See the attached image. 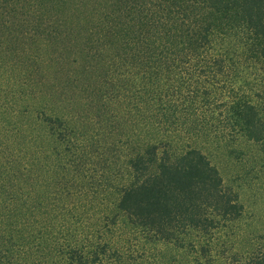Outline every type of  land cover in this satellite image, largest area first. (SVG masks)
Listing matches in <instances>:
<instances>
[{
    "label": "rangeland",
    "instance_id": "1",
    "mask_svg": "<svg viewBox=\"0 0 264 264\" xmlns=\"http://www.w3.org/2000/svg\"><path fill=\"white\" fill-rule=\"evenodd\" d=\"M23 2L26 6L0 0V63L6 68V72L0 70V167L5 169L17 161L19 169L22 167L15 173L23 178L25 187L33 184L39 194L45 193V203L47 193L55 191L53 198H57L58 182H64L62 189L68 191L69 212L51 226L52 235L44 236V240L55 236L44 241L47 246L56 241L50 245L55 249L30 254L28 247L35 246L28 245L22 235L27 227L24 230L21 225L15 230L18 235L2 237L9 231L10 221H16V216L9 220L6 217L5 211L12 206L8 199L11 187L8 174L3 172L0 264H69L70 247L65 243L83 244L90 239L91 231L106 244V250L99 248L101 264H264V136L249 137L237 123L233 108L237 95L250 94L253 103L263 108L259 114L264 126L263 63L249 58L251 51L236 39L239 47H231L232 51H244L241 58H233L236 62L230 71L252 72L248 78L254 85L250 82L249 90L243 80L237 78L235 82L232 76L224 78L223 83L212 79L207 87L210 104L196 108L184 97L190 85L185 66L180 71L171 69L174 72L165 78L163 74L168 71L149 77L143 69L124 65L127 61L122 58L128 52L121 51L120 46L114 50L116 61H108L106 56L113 53L111 47L103 50L102 34L89 42L98 31L105 36L107 30L117 33L122 27L119 24L127 23L135 14L137 0H37L38 3L30 1L32 5L27 0ZM41 14L51 27L38 18ZM35 23L40 24L39 30L53 33L50 58L60 66L62 82L58 88L66 82V74L71 77L72 91L68 95L74 101L67 104L59 92L56 110L70 125L78 126L72 130L61 128L62 133L52 132L50 124L42 121L41 113L34 109L45 103L47 106L42 108L46 112H55L49 99L34 96L32 100L25 94L18 97L17 93L18 80L30 76L24 75L23 68L32 61L25 50L34 45L30 43V33ZM109 69L111 74L124 69L133 73L126 80V90L106 79ZM29 81L36 85L34 76ZM205 82L193 84H208ZM222 84L224 88L220 87ZM233 84L237 94L231 89ZM7 86L15 92L13 97ZM124 93L132 96L129 103ZM10 118L16 123L11 124ZM154 143L160 152L168 150L173 154L190 147L200 149L217 168L223 186L233 192L240 212L225 218L213 206L206 205L204 210L213 225L206 228L176 223L178 226L169 237L135 226L118 211L115 200L128 175V155L135 147L143 151ZM10 148L19 156L16 161L3 155ZM40 218L38 224H45L43 215ZM76 248L87 249L81 245Z\"/></svg>",
    "mask_w": 264,
    "mask_h": 264
},
{
    "label": "trees",
    "instance_id": "2",
    "mask_svg": "<svg viewBox=\"0 0 264 264\" xmlns=\"http://www.w3.org/2000/svg\"><path fill=\"white\" fill-rule=\"evenodd\" d=\"M12 1L16 2V5L22 2V6H26L23 4L24 0ZM30 1L38 3L37 0H27L28 5L33 4ZM44 16L41 14L38 18L51 27V23L47 22ZM119 25L122 27L117 33L115 29H112L115 30L114 33L107 30L105 36L102 31H98L91 36L89 42L93 43L94 38L99 36L98 33L102 34V41L105 38L102 42L103 50L109 51L111 47L113 53L106 56L108 61H116L114 57H117V53H114V50L120 46L121 51L128 52V56L122 58L127 61L124 65L130 64L143 69L149 77L168 71L167 74H163L165 78L174 72L171 69L176 68L180 71L185 66V74H188L190 85L184 97L196 108L207 107L210 104L207 87L212 79L223 83L224 78L232 76L235 82L238 79L243 80L244 86L249 90L252 88L250 82L253 84V81L248 78L251 77L252 72L230 71L231 65L236 62L233 58H241L244 51L240 53L232 51L231 47H239V44L235 43L236 39L242 41V44L251 51L249 58L254 57L261 61L264 67V0H137L135 14L130 16L127 23ZM31 27L30 43L34 45H30L29 51L25 50V53L32 61H28V65L23 68L24 75L30 76L18 80L20 85L17 91L18 97L21 95L23 97L25 94L32 100L34 96L37 99L39 97L49 99L55 112H46L45 103L43 105L35 103L34 109L37 113H41L44 119L42 121L50 124L52 132L55 130L62 133L61 128L70 129V127L72 130V127L78 125H70L62 116L63 113L56 110L59 105L56 102L60 98L59 92L63 99L64 96L66 97L67 104H72L74 101L68 95L72 91L71 77L66 74V82L58 88L62 82L59 78L60 66L50 58L52 51L50 48L54 42L53 33L49 32L50 30H39V23ZM245 57L247 58L248 54ZM259 61L252 60L255 63ZM2 68L6 72V68L0 63V70ZM148 68L154 70L148 72L146 70ZM235 69L234 67L233 70ZM110 71L109 69L106 72V79L126 90L128 83L126 80L133 73H127V69L123 72L120 70V73L116 71L115 74H111ZM31 75L34 76L37 86L30 84ZM243 77L245 78L242 79ZM199 80H204L208 84H195V86L193 83ZM220 87L225 86L222 84ZM231 89L234 93H238L236 84H233ZM6 90L12 97L15 95L8 86ZM124 95L129 103L132 96L126 93ZM245 95H237L236 100L233 101L234 116L249 137L260 139L264 136V126L259 114L263 108L253 103L250 94L245 93ZM9 115L14 117L11 113ZM38 120L35 123H38ZM10 123H16V119L10 118ZM16 127L21 136L20 126L17 124ZM157 147L159 145L154 143L143 151L133 148L128 155V162L126 161V164L128 163L126 171L128 175L124 178L126 181L118 189L115 206L135 226L169 237L178 224L206 228L213 225L212 218L204 210L206 205L213 206L218 211L217 214L225 218L240 212V204L236 202L233 192L223 186L217 168L200 149L190 147L184 152L173 154L168 150L160 152ZM4 154L11 156V161L19 158L16 151L11 148L6 149ZM21 167L19 169L17 161L12 165L8 164L5 169L0 167V175L3 172L8 174L11 187L8 199L12 206L5 211L6 217L9 220L16 216V221H10V229L6 230L2 237H8L9 234L18 235L15 230L21 225L24 230L27 227V231L22 235L26 236L28 245L35 246L28 247L30 254L35 256L46 249H55L50 245L57 244L56 241L53 240L49 246L44 242L55 236L45 237V240L44 236L52 235L51 226L65 219L69 212V197L68 191L62 189L65 187L64 182H58L60 189L57 198H53L57 192L47 193V203H45V193L39 194L33 184L30 188L25 187L23 178L15 173L18 169L21 170ZM200 193L203 194L200 196ZM41 215L45 219V224H38ZM95 236L91 231L90 239L83 244L77 241L65 243L66 247H70L68 248L70 257L67 255L69 264H101L103 260L99 248L106 250V244L99 242ZM78 245L86 247V251L77 249Z\"/></svg>",
    "mask_w": 264,
    "mask_h": 264
}]
</instances>
